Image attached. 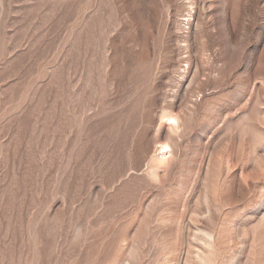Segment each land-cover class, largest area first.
<instances>
[{"label":"rangeland","instance_id":"obj_1","mask_svg":"<svg viewBox=\"0 0 264 264\" xmlns=\"http://www.w3.org/2000/svg\"><path fill=\"white\" fill-rule=\"evenodd\" d=\"M0 264H264V0H0Z\"/></svg>","mask_w":264,"mask_h":264},{"label":"bare ground","instance_id":"obj_2","mask_svg":"<svg viewBox=\"0 0 264 264\" xmlns=\"http://www.w3.org/2000/svg\"><path fill=\"white\" fill-rule=\"evenodd\" d=\"M174 120V119H173ZM174 121H176V120H174ZM170 122V121H169ZM166 147H168V146H166ZM165 146H164V148H166ZM168 149V148H167ZM168 152V151H167ZM162 153V158L163 159H166V157H167V154H166V150H165V152H161Z\"/></svg>","mask_w":264,"mask_h":264}]
</instances>
